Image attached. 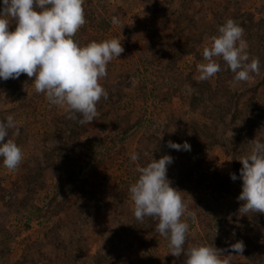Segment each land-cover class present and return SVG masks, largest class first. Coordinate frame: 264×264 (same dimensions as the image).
Listing matches in <instances>:
<instances>
[{
	"label": "rangeland",
	"instance_id": "1",
	"mask_svg": "<svg viewBox=\"0 0 264 264\" xmlns=\"http://www.w3.org/2000/svg\"><path fill=\"white\" fill-rule=\"evenodd\" d=\"M84 7L87 22L74 39L86 46L117 38L125 49L100 81L109 96L96 120L68 119L26 74L0 80V120L14 115L20 135L13 129L9 137L24 153L15 171L0 158V264H185L170 254L155 219L147 239L138 233L129 192L137 169L163 155L173 158L167 176L187 205L185 249L213 245L228 254L243 241L231 264H264V214L238 213L242 180L230 178L239 177L251 140L264 142V0H85ZM228 19L244 28L260 72L234 83L217 58L224 70L199 81L203 49Z\"/></svg>",
	"mask_w": 264,
	"mask_h": 264
},
{
	"label": "clouds",
	"instance_id": "2",
	"mask_svg": "<svg viewBox=\"0 0 264 264\" xmlns=\"http://www.w3.org/2000/svg\"><path fill=\"white\" fill-rule=\"evenodd\" d=\"M84 4L85 0H3L0 6V80L18 79L21 74L34 78L35 92L44 94L50 105L65 108L68 119L80 125L91 124L99 116L97 105L109 96L100 81L107 77L109 63L125 51L117 38L86 46L74 39L87 22ZM113 23H119L117 18ZM13 24L14 30H10ZM244 35V28L233 19L220 26L210 46L203 49L205 62L198 65L197 79L206 81L224 70L217 58L234 73V83L259 74L260 59L250 58ZM13 129L12 134L19 136L13 114L0 120V158L9 171L17 170L24 159L22 148L9 137ZM168 147L191 150L187 142L169 141ZM130 159L136 162L139 153H131ZM172 162L170 155H163L137 169L138 179L129 188L135 218L141 222L145 217L154 218L155 231L168 239L170 254L185 256V264H231L232 253H243V241L231 244L228 254L213 245L185 249L189 224L181 218L187 205L167 176ZM239 162V177L230 174L233 181L242 180L238 213L264 214V142L251 140L250 152Z\"/></svg>",
	"mask_w": 264,
	"mask_h": 264
},
{
	"label": "trees",
	"instance_id": "3",
	"mask_svg": "<svg viewBox=\"0 0 264 264\" xmlns=\"http://www.w3.org/2000/svg\"><path fill=\"white\" fill-rule=\"evenodd\" d=\"M187 172H189V171H187ZM187 174L189 175V173H187ZM148 222L149 223H153L154 222V218L145 217V219L143 220V222L137 221V226H138V229H139V232L138 233L144 234L146 236V239L148 238V234H147L148 229H146V228H148V226H147L148 225L147 224Z\"/></svg>",
	"mask_w": 264,
	"mask_h": 264
}]
</instances>
